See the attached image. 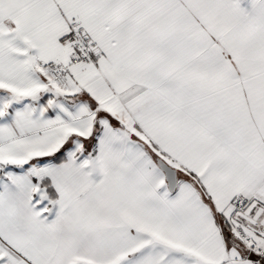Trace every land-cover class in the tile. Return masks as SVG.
Returning a JSON list of instances; mask_svg holds the SVG:
<instances>
[{
	"label": "snow or ice",
	"instance_id": "snow-or-ice-1",
	"mask_svg": "<svg viewBox=\"0 0 264 264\" xmlns=\"http://www.w3.org/2000/svg\"><path fill=\"white\" fill-rule=\"evenodd\" d=\"M0 264H264V0H0Z\"/></svg>",
	"mask_w": 264,
	"mask_h": 264
}]
</instances>
